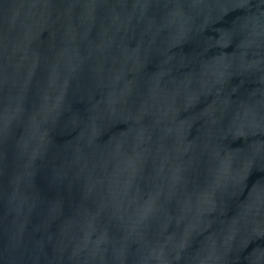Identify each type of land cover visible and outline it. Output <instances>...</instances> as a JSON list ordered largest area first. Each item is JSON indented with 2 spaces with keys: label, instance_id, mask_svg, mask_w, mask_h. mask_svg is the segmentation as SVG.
Segmentation results:
<instances>
[{
  "label": "water",
  "instance_id": "obj_1",
  "mask_svg": "<svg viewBox=\"0 0 264 264\" xmlns=\"http://www.w3.org/2000/svg\"><path fill=\"white\" fill-rule=\"evenodd\" d=\"M0 264H264V0H0Z\"/></svg>",
  "mask_w": 264,
  "mask_h": 264
}]
</instances>
